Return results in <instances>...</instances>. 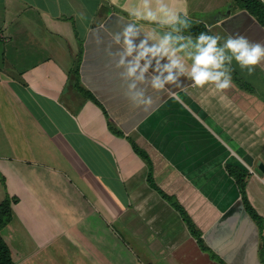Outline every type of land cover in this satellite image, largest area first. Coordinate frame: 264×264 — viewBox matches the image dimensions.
Wrapping results in <instances>:
<instances>
[{
    "label": "crops",
    "instance_id": "crops-1",
    "mask_svg": "<svg viewBox=\"0 0 264 264\" xmlns=\"http://www.w3.org/2000/svg\"><path fill=\"white\" fill-rule=\"evenodd\" d=\"M165 2L187 12L184 35L264 43L237 0ZM140 3L0 0V203L17 198L0 235L15 264H264V82L154 90L150 67L137 90L153 102L134 106L113 36L170 30L134 21Z\"/></svg>",
    "mask_w": 264,
    "mask_h": 264
},
{
    "label": "clouds",
    "instance_id": "clouds-1",
    "mask_svg": "<svg viewBox=\"0 0 264 264\" xmlns=\"http://www.w3.org/2000/svg\"><path fill=\"white\" fill-rule=\"evenodd\" d=\"M129 15L134 21L153 22L170 29L160 35L154 28L134 44L141 30L132 22L113 36L114 43L122 46L116 67L125 68L122 79L130 81L126 95L134 106L153 102L144 88L137 90L138 84L145 83L150 67L154 75L149 85L154 90L164 89L179 81L181 76L190 78L196 86L212 84L215 89L224 90L233 84V61L241 69H247L249 75L264 61V43L250 42L242 34H230L226 38L208 32H200L195 37L182 34L191 27L187 12L181 14L173 10L165 0H141L138 7L130 9ZM78 17L83 19L84 13H78ZM162 59L166 60L164 64H161ZM175 98L179 100L178 95Z\"/></svg>",
    "mask_w": 264,
    "mask_h": 264
},
{
    "label": "trees",
    "instance_id": "trees-1",
    "mask_svg": "<svg viewBox=\"0 0 264 264\" xmlns=\"http://www.w3.org/2000/svg\"><path fill=\"white\" fill-rule=\"evenodd\" d=\"M240 7L245 8L250 14L255 16L257 21L264 26V3L261 0H237ZM75 74L77 70L75 69ZM16 197L6 196L0 203V230L11 219V204L16 202ZM0 264H15L12 261L10 249L0 235Z\"/></svg>",
    "mask_w": 264,
    "mask_h": 264
},
{
    "label": "rangeland",
    "instance_id": "rangeland-1",
    "mask_svg": "<svg viewBox=\"0 0 264 264\" xmlns=\"http://www.w3.org/2000/svg\"><path fill=\"white\" fill-rule=\"evenodd\" d=\"M231 67H232V78H234V80H236L237 82H240V81H242V80L248 79V81H252V82H254L255 85L258 84V86H259V83H260V82H262V83L264 82V79L260 78L259 76H258V78H257V76L255 75L254 72H252V74L249 75L248 72H247V69H246V70H242V69L236 64L235 61L232 62ZM12 242H13V241H12ZM75 258H76V257H75ZM68 262H69L70 264H74L73 259H72V261L69 260ZM75 263H77V261H76ZM77 264H78V263H77Z\"/></svg>",
    "mask_w": 264,
    "mask_h": 264
},
{
    "label": "water",
    "instance_id": "water-1",
    "mask_svg": "<svg viewBox=\"0 0 264 264\" xmlns=\"http://www.w3.org/2000/svg\"><path fill=\"white\" fill-rule=\"evenodd\" d=\"M257 167L261 172H264V165L262 163H258Z\"/></svg>",
    "mask_w": 264,
    "mask_h": 264
},
{
    "label": "built area",
    "instance_id": "built-area-1",
    "mask_svg": "<svg viewBox=\"0 0 264 264\" xmlns=\"http://www.w3.org/2000/svg\"><path fill=\"white\" fill-rule=\"evenodd\" d=\"M262 180H263V182H264V178H263Z\"/></svg>",
    "mask_w": 264,
    "mask_h": 264
}]
</instances>
